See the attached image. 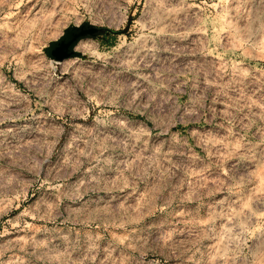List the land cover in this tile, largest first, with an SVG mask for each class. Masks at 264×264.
I'll return each mask as SVG.
<instances>
[{
    "label": "rangeland",
    "instance_id": "374dc122",
    "mask_svg": "<svg viewBox=\"0 0 264 264\" xmlns=\"http://www.w3.org/2000/svg\"><path fill=\"white\" fill-rule=\"evenodd\" d=\"M0 264H264V0H0Z\"/></svg>",
    "mask_w": 264,
    "mask_h": 264
},
{
    "label": "water",
    "instance_id": "95a60500",
    "mask_svg": "<svg viewBox=\"0 0 264 264\" xmlns=\"http://www.w3.org/2000/svg\"><path fill=\"white\" fill-rule=\"evenodd\" d=\"M101 32V29L93 28L88 25L67 30L62 38L50 45L47 49V54L56 63L78 56L79 54L75 51V46L78 42L89 36L94 37Z\"/></svg>",
    "mask_w": 264,
    "mask_h": 264
}]
</instances>
